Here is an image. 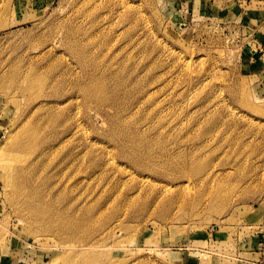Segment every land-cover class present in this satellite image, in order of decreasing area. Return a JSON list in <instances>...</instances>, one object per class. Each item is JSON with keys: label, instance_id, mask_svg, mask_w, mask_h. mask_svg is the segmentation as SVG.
<instances>
[{"label": "rangeland", "instance_id": "1", "mask_svg": "<svg viewBox=\"0 0 264 264\" xmlns=\"http://www.w3.org/2000/svg\"><path fill=\"white\" fill-rule=\"evenodd\" d=\"M189 1L0 0V264H264V0Z\"/></svg>", "mask_w": 264, "mask_h": 264}, {"label": "bare ground", "instance_id": "2", "mask_svg": "<svg viewBox=\"0 0 264 264\" xmlns=\"http://www.w3.org/2000/svg\"><path fill=\"white\" fill-rule=\"evenodd\" d=\"M83 63H84V62H81L80 64H83ZM92 65H93V64H92ZM109 66H110V65H109ZM187 67H188V66H187ZM107 68H108V66H107ZM96 70H97V69H96ZM83 71H85V70H83ZM87 72H88V71H87ZM97 72H98V71H97ZM97 72H96V74H98ZM99 72H100V71H99ZM85 73H86V72H85ZM86 74H89V75H90V73H86ZM93 74H94V71H93ZM93 74L91 73L90 78H88V79H90V81H91V78H92L91 76H92ZM30 75H31V74H30ZM89 75H88V76H89ZM94 76H95V75H94ZM21 77H22V76H21ZM33 77H34V76H33ZM34 78H35V77H34ZM34 78H33V80H34ZM19 79H20V78H19ZM92 79H93V78H92ZM29 80H30V78H29ZM23 81H24V80H23ZM91 82H92V81H91ZM121 82H122V81H121ZM21 85H22V84H21ZM23 85H24V84H23ZM19 91H20V90H19ZM4 92H5V91H4ZM85 95H86V94H85ZM88 96H89V95H88ZM86 97H87V96H86ZM43 102H44V101H43ZM44 103H45V102H44ZM44 103H43V104H44ZM46 104H48V103H46ZM46 104H45V105H46ZM40 105H41V104H40ZM42 106H44V105H41L40 108H42ZM47 106H48V105H47ZM45 107H46V106H45ZM136 107H137V106H136ZM43 108H44V107H43ZM49 108H50V107H49ZM36 109H37V108H36ZM45 109H46V108H44V110H45ZM33 110H34V109H33ZM49 110H50V109H49ZM37 111H38V110H37ZM50 111H51V110H50ZM38 112H39V111H38ZM42 112H43V111H42ZM46 112H47V111H46ZM34 113H36V112H34ZM44 114H45V113H44ZM48 114H49V113H48ZM35 115H36V114H35ZM42 115H43V114H42ZM42 115H41V116H42ZM51 115L55 116V114H53V113H52ZM58 115H59V114H58ZM44 116H45V115H43V117H44ZM46 117H47V116H46ZM46 117H44V118L46 119ZM55 117H56V116H55ZM57 117H58V116H57ZM60 117H61V116H59L58 118H60ZM29 118H30V117H29ZM37 118H38V121L40 122V121H41V120H39L40 118H39V117H37ZM142 118H143V117H142ZM27 119H28V118H27ZM50 119H51V118H50ZM33 121H34V120H33ZM44 121H45V120H44ZM48 121H49V120H48ZM52 121H53V120H52ZM34 123H35V122H34ZM43 123H44V122H43ZM23 124H24V122H23ZM29 124H30V123H29ZM29 124H28V126H29ZM50 124H51V122H50ZM26 125H27V123H26ZM26 125H25V126H26ZM36 125H37V123H36ZM36 125H35V126L33 125V126L36 127ZM43 125H44V126H47V125H45V123H44ZM20 126H22V125H20ZM30 126H31V125H30ZM37 126H38V125H37ZM39 126H40V123H39ZM44 126H43V128H44ZM22 127H23V126H22ZM22 127H19V128H22ZM26 127H27V126H26ZM26 127H25V128H26ZM41 127H42V126H41ZM45 128H46V127H45ZM23 129H24V128H23ZM23 129H22V130H23ZM32 129H33V128H31L30 130H32ZM40 129H41V128H40ZM52 129H53V128H52ZM20 130H21V129H19V131H20ZM22 130L20 131L19 136H20L22 133H24V132L26 133V131H27V130H26V131L23 132ZM24 130H25V129H24ZM37 130H38V128H37ZM19 131H18V133H19ZM21 132H22V133H21ZM32 132L34 133L35 131H32ZM18 133H17V134H18ZM25 133H24V134H25ZM30 133H31V132H30ZM33 133H32V134H33ZM50 133H51V132H50ZM14 134H16V133H14ZM14 134H13V135H14ZM35 134H37V133H35ZM35 134H33V135H35ZM38 134H39V132H38ZM38 134H37V135H38ZM53 134H54V133H53ZM22 135H23V134H22ZM25 135H26V134H25ZM33 135H32V136H33ZM50 135H51V134H50ZM50 135H49V136H50ZM17 136H18V135H17ZM32 136H31L30 138H32ZM52 136H54V135H52ZM52 136H50V137H52ZM13 137H14V136H13ZM35 137H36V135H35ZM54 137H55V136H54ZM24 138L26 139V136L23 135V136H21V137H14L13 140L11 139L13 142L11 141V142H12V143H11L12 146H11V148L8 150L9 154H8V153H4L3 155H6L7 157H12V158L17 157V155L20 157L19 154L16 155V150H14V149L17 148L16 145L19 146L20 143H21L20 147H23L24 140H25ZM33 139H34V137H33ZM36 139H37V138H35V140H36ZM40 139H41V138H40ZM46 139H47L46 141L49 142V138L47 137ZM42 140L45 141V139H42ZM7 141H8V140H7ZM30 141H31V139H30ZM30 141H29V139L27 140V142H30ZM33 141H34V140H33ZM37 141H38V140H37ZM44 141H43V142H44ZM50 141H51V140H50ZM9 142H10V140H9ZM48 142H47V143H48ZM41 143H42V141H41ZM49 143H50V142H49ZM5 144H6V143H5ZM40 145L42 146L43 144H40ZM40 145H39V146H40ZM51 145H52V144H51ZM3 146H4V145H3ZM39 146H38V147H39ZM48 147H50V146L47 145V148H48ZM41 148H42V147H41ZM45 149H46V148H45ZM21 157H22V156H21ZM24 157H25V156H24ZM24 157H23V158H24ZM30 157H31V156H30ZM4 158H5V156H4ZM18 159H19V158H18ZM24 159H25V158H24ZM26 159H27V157H26ZM2 160H3V159H2ZM2 160H0V163H2ZM17 161H18V160H17ZM17 161H15V160L13 159L12 163L15 162V164H16ZM7 162H8V161H7ZM7 162L4 163V165H0V168L3 169V171H4V173H5L6 176H8L7 173H8V171H9L7 164H9V162H11V161L9 160V162H8V163H7ZM22 162H23V161H22ZM26 162H27V161H26ZM12 163H11V164H12ZM2 164H3V163H2ZM19 164H21V160H20ZM25 164H26V163H25ZM17 165H18V164H17ZM21 165H23V164H21ZM21 165H20V166H21ZM20 166H19V167H20ZM27 166H28V165H27ZM32 166H33V165H32ZM15 167H16V166H15ZM22 167H24V166H21V168H22ZM26 168H27V167H26ZM196 168H197V166H196ZM199 168H201V167H198L197 169H199ZM23 169H24V168H23ZM23 169H22V170H23ZM0 170H1V169H0ZM15 170H16V169H15ZM26 170H27V169H26ZM26 170H25V171H26ZM17 171H18V170H17ZM27 171H29V170H27ZM33 171H34V170H33ZM33 171H32V173H33ZM19 172H20V171H19ZM22 172H23V171H22ZM30 172H31V171H30ZM194 172H196V169L194 170ZM15 173H16V172H15ZM17 173H18V172H17ZM23 173H24V172H23ZM28 173H29V172H28ZM0 174H1V173H0ZM18 174H19V173H18ZM20 175H21V174H20ZM23 175L25 176V173H24ZM210 175H211V174H210ZM17 176H18V175H17ZM17 176L15 177V179L17 178ZM27 176H28V175H27ZM29 176H30V175H29ZM30 177H31V176H30ZM8 179H9V178H8ZM22 179H23V178H22ZM28 179H29V178H27V180H28ZM24 180H25V177H24ZM18 181H19V180H18ZM18 181H17V183H18ZM28 181H30V183H31V178H30V180H28ZM28 181H27V182H28ZM21 182H22V181H21ZM23 182H24V181H23ZM25 182H26V181H25ZM25 182H24V183H25ZM17 183H16V184H17ZM19 183H20V182H19ZM16 184H15V185H16ZM28 184H29V183H28ZM15 185H14V186H15ZM16 186H17V185H16ZM19 186H22V185H19ZM25 187H27V186H25ZM28 187H29V186H28ZM15 188H18V187H15ZM29 188H30V187H29ZM33 188H34V187H33ZM30 189H31V188H30ZM31 190H32V189H31ZM34 190H35V189H34ZM20 191H21V190H20ZM35 191H36V190H35ZM30 192H32V191H30ZM33 192H34V191H33ZM36 192H37V191H36ZM19 193H20V192H19ZM25 193H27V192H25ZM25 193H24V194H25ZM32 194H33V193H32ZM26 195H30V194H29V191H28V193H27ZM218 195H219V193H218ZM33 196H34V195H33ZM36 196H37V195H36ZM36 196H35V197H36ZM220 196H221V195H220ZM22 197H25V195H23ZM28 197H29V196H28ZM28 197H26V198H28ZM224 197H225V196H224ZM13 198H14V197H13ZM26 198H24V199H26ZM30 198H31V197H30ZM212 198H213V197H212ZM28 199H29V198H28ZM31 200H32V199H31ZM34 200H35V199L33 198V201H34ZM38 200H39V199H38ZM28 201H29V200H28ZM28 201L26 200L27 203H28ZM33 201H32V202H33ZM35 201H36V200H35ZM32 202L29 201V205H30V203H32ZM36 202H38V201H36ZM13 203H14V202H13ZM23 203H24V202H23ZM23 203H22V204H23ZM27 203H26V204H27ZM33 203H35V202H33ZM20 204H21V203H20ZM23 205H24V204H23ZM39 205H40V203H39ZM19 206H20V205H19ZM26 206H27V205H26ZM34 206H35V205H34ZM14 207H15V206H14ZM17 207H18V206H17ZM24 207H25V205H24ZM30 207L32 208L31 205H30ZM36 207H37V206H36ZM42 207H43V206H42ZM25 208H26V207H25ZM34 208H35V207H34ZM20 209H21V208H20ZM22 209H24V208H22ZM32 209H33V208H32ZM37 209H38V208H37ZM39 209H40V206H39ZM17 210H18V209H17ZM35 210H36V209H35ZM41 210H42V209H41ZM49 210H51V209H49ZM18 211H19V210H18ZM29 211H30V210H29ZM46 211H47V210H46ZM44 212H45V210H44ZM47 212H48V211H47ZM50 212H51V211H49V213H50ZM54 212H55V211H54ZM45 213H46V212H45ZM51 213H53V212H51ZM22 214H24V213H22ZM27 214H28V212H27ZM47 214H48V213H47ZM48 215H49V214H48ZM19 216H20V215H19ZM45 216H46V215H45ZM49 216H50V215H49ZM51 216H52V214H51ZM60 216H61V215H60ZM25 217H27V216L25 215ZM52 217H53V216H52ZM62 217H63V216H62ZM62 217H59V218L62 219ZM20 218L22 219L21 216H20ZM46 218H47V216H46ZM46 218H45V220H47V219H48L47 221L50 220L49 218H47V219H46ZM56 218L58 219V216H57ZM23 219H24V218H23ZM23 219H22V220H23ZM30 219H31V218H30ZM43 219H44V218H43ZM61 219H60V221H61ZM51 220H52V219H51ZM54 220H55V219H54ZM58 220H59V219H58ZM62 220H67V219H64V218H63ZM24 222H25V221H24ZM38 222H39V221H38ZM52 222H54V221H51V222H49V223L51 224ZM67 222H68V221H67ZM56 223H59V225H60V222H59V221L56 222ZM61 223H65V222H61ZM72 223H73V222H72ZM72 223H71V225H72ZM78 223H79V222H78ZM28 224H29V223H28ZM69 224H70V223H69ZM83 224H85V223H83ZM83 224H82V225H83ZM86 224H87V223H86ZM42 225H43V224H42ZM42 225H41V226H42ZM46 225H47V227H48V224H46ZM53 225H54V224H53ZM63 225H64V224H63ZM65 225H66V224H65ZM74 225H75V222H74ZM76 225H77V224H76ZM76 225H75V226H76ZM60 226H62V225H60ZM60 226H59V227H60ZM79 226H80V224H79ZM83 226H84V225H83ZM49 227H51V225H50ZM52 227H53V226H52ZM54 227H55V226H54ZM59 227H58V228H59ZM62 227H63V226H62ZM62 227H61V228H62ZM69 227H70V225H69ZM88 227H89V226H88ZM88 227H87L86 229H88ZM45 228H46V226H45ZM55 228H56V227H55ZM58 228H57V229H58ZM61 228H60V229H61ZM83 228H84V227H83ZM48 229H50V228H48ZM51 229H53V228H51ZM60 229H59V231H60ZM72 229H73V228H72ZM79 229H81V228H79ZM84 229H85V228H84ZM84 229H83V230H84ZM86 229H85V230H86ZM62 230H63V229H62ZM75 230H76V227H75ZM48 231H49V230H48ZM78 231H79V230H78ZM80 231L82 232V230H80ZM86 231H88V230H86ZM54 232H55V230H54ZM63 232H64V231H63ZM63 232H62V233H63ZM65 232H66V231H65ZM67 232H68V231H67ZM71 232H72V231H71ZM76 232H77V231H76ZM76 232H75V233H76ZM91 232H92V230H91ZM78 233H79V232H78ZM84 233H85V232H84ZM64 234H65V233H64ZM68 234H69V233H68ZM87 234H88V233H87ZM72 235H73V233H72ZM75 235H76V234H75ZM83 235H84V234H83ZM64 236H65V235H64ZM69 236H70V235H69ZM66 237H67V235H66ZM76 237H77V236H76ZM84 237H85V236H84ZM86 237H87V235H86ZM70 238H71V236H70ZM74 238H75V236H74ZM75 239H76V238H75ZM71 241H72V238H71ZM81 241H82V240H81ZM78 242H79V241H78ZM73 243H74V240H73ZM84 243H85V241H84ZM66 251H67V250H66ZM78 253L83 254V253H85V252H78ZM85 254H89V253L87 252V253H85Z\"/></svg>", "mask_w": 264, "mask_h": 264}, {"label": "crops", "instance_id": "3", "mask_svg": "<svg viewBox=\"0 0 264 264\" xmlns=\"http://www.w3.org/2000/svg\"><path fill=\"white\" fill-rule=\"evenodd\" d=\"M175 1V0H174ZM182 0H179V2H181ZM186 2H187V5L188 4H190V1L189 0H185ZM202 1H208L209 2V0H202ZM213 3L214 2H216V3H218L217 5H233V3L232 2H234V0H232L231 2H230V0H211ZM200 2H201V0H192V5H193V12H196V9L199 7V4H200ZM261 2V1H260Z\"/></svg>", "mask_w": 264, "mask_h": 264}]
</instances>
